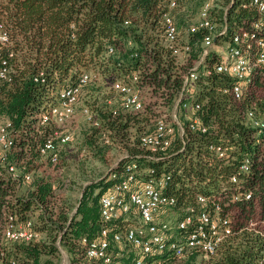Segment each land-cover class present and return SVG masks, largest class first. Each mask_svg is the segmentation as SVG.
I'll return each mask as SVG.
<instances>
[{
  "label": "trees",
  "instance_id": "trees-1",
  "mask_svg": "<svg viewBox=\"0 0 264 264\" xmlns=\"http://www.w3.org/2000/svg\"><path fill=\"white\" fill-rule=\"evenodd\" d=\"M170 1L0 0V21L10 33L13 52L12 81L0 88V117L11 123L14 135L12 162L24 163L31 172L39 169L35 164L43 160L38 146L53 137L52 129L39 126V113L55 104L63 86L91 70L94 77L81 99L90 115L85 143L90 146L92 140L104 136L126 148L125 158L110 173L134 162L143 177L165 178L166 194L175 198L176 208L198 209L197 197L207 200L210 213L217 208L220 218L228 219L231 235L205 264H264V131L246 120L248 110L264 111V67L256 69L240 101L222 94L231 83L226 77L211 73L196 81L190 101L200 105L196 114L208 127L206 134L189 131L181 117L183 137L175 126L166 153L150 156L138 143L159 117L169 118L183 91V78L202 50L205 30L189 32L197 22L192 23L195 8L191 7L196 0H173L176 7L170 10L183 43L190 47L187 57L176 58L165 47L162 16ZM211 17L219 30L226 29L217 42L245 32L264 38V14L258 15L250 0H216ZM256 22L261 29L253 32ZM213 60L209 57L205 67L210 68ZM40 73L43 77L34 82ZM132 73L139 75L137 88L144 108L124 113L118 110L111 84ZM107 85L110 94H103ZM216 148L225 149L227 156L218 157ZM244 156L250 161L246 174L239 172ZM233 176H237L235 182ZM107 177L83 189L73 213L57 206L54 184L44 177H33L23 196L18 195L20 182L0 177L2 238L9 216L17 224L33 221V230L41 235L30 243L10 242L11 249L0 255V261L57 264L59 243L68 254V264H99L86 258L81 240L93 239L104 228L99 198L111 184ZM114 224L120 227L121 222ZM117 260L130 264L125 257Z\"/></svg>",
  "mask_w": 264,
  "mask_h": 264
},
{
  "label": "built area",
  "instance_id": "built-area-1",
  "mask_svg": "<svg viewBox=\"0 0 264 264\" xmlns=\"http://www.w3.org/2000/svg\"><path fill=\"white\" fill-rule=\"evenodd\" d=\"M215 2L216 0L204 2L198 10L197 22L189 27V32L203 29L205 35L201 41L199 59L184 76L183 91L173 111L169 118L159 117L152 131L139 137L140 147L149 152L150 156L167 152L173 142L175 126L178 136L183 137L181 117L187 121L189 131L202 135L207 133L208 127L196 114L200 105L190 101L199 78L204 79L211 73L226 77L231 83L222 90V94L240 101L251 84L256 69L264 67V38L245 32L217 42L226 29L223 26L219 30V25L211 17ZM250 6L258 15L264 14V0H250ZM175 7V2L170 1L167 5L168 11L162 16V38L165 47L174 57L184 59L190 52V47L183 43L174 17L170 14V10ZM128 24L124 23L125 26ZM251 29L253 32L260 30V23H253ZM11 45L10 33L0 21V88L2 84L10 83L14 74ZM214 45H221L220 50L213 51ZM113 53L111 49L108 52L110 55ZM209 57L214 60L210 68H207L205 63ZM42 77L43 74L40 73L33 80L38 82ZM93 77L90 73H81L74 83L63 86L57 93L55 104L39 113V126L62 127L73 118L79 107L83 113L88 114L82 108L81 99L83 90ZM138 82L139 75L132 73L111 84L118 110L124 113H138L143 110L144 100L137 88ZM182 99L188 101L183 102ZM108 104L111 102L108 101ZM116 113L117 109H114L113 115ZM246 120L257 131H264V111L248 110ZM71 140L70 132L55 133L52 138L38 146L40 158L50 165H56L61 149ZM105 141L108 142L107 139ZM13 151L14 135L11 123L0 117V177L23 184L31 183L32 172L27 170L24 163L15 165L12 162ZM215 151L220 158L227 156L225 149L216 148ZM249 165V158L244 156L239 172L248 173ZM236 177L233 176L231 181L235 182ZM107 180L111 184L99 198L100 219L104 228L93 239L81 240L85 256L90 261H98L99 264H124L117 259L124 257L121 247L126 246L132 254V257H125L130 264H205L217 255L222 243L231 235L228 219L220 218L217 208L214 213H210L206 209V199L196 198L198 209L176 208L175 198L166 194L165 178L143 177L134 162L126 163L120 172H111ZM116 221L121 222L120 227L114 224ZM250 227L255 228V224ZM2 235L7 242L22 243H30L40 237L33 230L31 221L17 224L16 218L12 216L8 217ZM0 264L5 263L0 261Z\"/></svg>",
  "mask_w": 264,
  "mask_h": 264
},
{
  "label": "rangeland",
  "instance_id": "rangeland-1",
  "mask_svg": "<svg viewBox=\"0 0 264 264\" xmlns=\"http://www.w3.org/2000/svg\"><path fill=\"white\" fill-rule=\"evenodd\" d=\"M207 0H196L192 5L194 9V23L198 18V10L201 5ZM221 45H214L213 51L220 50ZM89 73L93 71L89 70ZM94 72H97L94 70ZM101 80V76H97ZM106 90V91H105ZM105 91V92H104ZM103 94H110L109 85L105 87ZM93 96H96L94 94ZM98 96V95H97ZM100 96V95H99ZM77 109L73 118L62 127H47L59 134L60 131H67L71 133V142L67 144L62 150L58 165L53 167L45 159L41 158L36 162V168L32 172L33 177H44L51 181L55 187V200L57 206L64 207L69 213H73L78 200L80 199L83 189L94 183H98L106 178L112 168L116 167L117 163L122 161L126 156V148L120 143H115L109 140L106 142V137L94 139L92 145L87 146L85 143V134L89 128L90 115L85 114L82 110ZM167 112V111H166ZM41 167V168H40ZM18 195L23 196L30 190L29 184H20ZM33 222V221H32ZM40 237L36 240L38 241ZM60 251V257L57 264H67L68 254L61 244L57 243ZM12 244L5 241L0 235V255H6L11 249ZM124 257L132 254L126 246L121 247Z\"/></svg>",
  "mask_w": 264,
  "mask_h": 264
}]
</instances>
